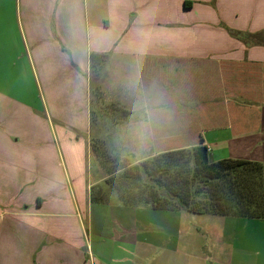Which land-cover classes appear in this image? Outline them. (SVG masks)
<instances>
[{"label":"crops","instance_id":"0c3cea01","mask_svg":"<svg viewBox=\"0 0 264 264\" xmlns=\"http://www.w3.org/2000/svg\"><path fill=\"white\" fill-rule=\"evenodd\" d=\"M92 55L130 61L132 74L148 81L144 98L164 99L166 76V106L188 105L185 86L189 94L197 80L211 83L191 65L217 66L222 80L212 82L224 88L236 73L229 68L263 78L264 0H0V264H264L241 259L238 249L264 253V217H246V226L185 210L104 204L109 190L93 179L99 168L87 142ZM255 107L217 118L228 125L215 127L214 136L197 134L209 162L261 169L264 194V105ZM178 144L160 153L189 149Z\"/></svg>","mask_w":264,"mask_h":264},{"label":"rangeland","instance_id":"374dc122","mask_svg":"<svg viewBox=\"0 0 264 264\" xmlns=\"http://www.w3.org/2000/svg\"><path fill=\"white\" fill-rule=\"evenodd\" d=\"M130 63L126 59H117L116 57L105 60L97 59L94 64L91 62L89 70L90 135L87 141L89 142V158L93 166L96 169L99 168V174L97 175L94 172L93 175L94 180L100 181L98 184L99 189L103 185V189L108 188L109 190V197L106 196L104 199L106 202L110 201L109 203H104L108 207L111 204L125 205L130 199L137 202L140 199L138 189H134L127 196L125 195L127 188L132 185V179H134L132 172H129L134 166L141 165L143 161L155 158L158 155L165 156L166 153L160 152L166 150L167 146L170 145L175 148L180 147L178 143L181 142L187 143L190 154H188L189 157L182 154L174 155L175 163H181L183 156L188 157L192 163L202 162L200 155L196 154L197 143L199 141V143H202L201 139L198 140L197 131L202 132L205 129L208 130L210 136H214L215 127L228 125L226 119H222L221 122H215L217 118L222 116L227 118L230 110L240 115L245 114L247 110L248 113L255 110V106L264 105V76L262 78L261 75H252L254 74V69L249 72V68L245 69V71L241 69L239 71H242L245 75L237 74L239 75L237 76L236 73L239 71L229 68V71L236 73L234 74L235 76L225 81L229 86L224 88L221 84L212 82L213 78L218 82L222 80L220 69L217 66L191 65V71L204 70L203 72L209 75L207 78L211 80V83L208 84L207 79L206 81L199 79L190 88L189 94L185 86L187 101L184 102L188 103V105H182L178 102L180 100H178L175 101L174 106H166L167 102L165 100L170 101L172 99L171 97L167 100V97L171 95L166 88V83H168L169 79L164 76V81L159 83V88L162 89L158 95H161L165 100L157 99L156 95H152L149 97V101V98H144L143 96V90L147 88L148 81L132 74L133 66ZM171 77L172 75H170V82ZM218 88H221L224 94H220ZM225 100H228V103H225ZM148 103H152V105H148ZM232 104L235 107H232ZM236 104L238 105L236 106ZM151 106L158 107L152 108ZM257 107H255L256 110ZM151 116L152 118L158 116L162 122H151ZM204 116L210 118L211 122L205 124L197 123ZM191 122H196V124ZM186 131L195 138L185 136ZM167 135H176L177 139L171 141L166 138ZM179 135L180 137H178ZM193 151L195 154L191 155ZM210 159L203 156L202 165L208 166ZM237 169L239 170V168ZM241 169L245 170V173L250 172V175L255 173L254 175L257 177L258 171L253 167L245 169L241 167ZM128 172L129 176L124 177ZM131 175L133 177L130 179ZM103 177L108 178L103 181ZM222 177L224 179L223 182L228 184L233 183L232 180L235 179L232 178L231 169L228 170L226 176ZM144 182H142L143 185ZM147 183L150 185H148L149 187L153 188V185L149 182ZM240 183L243 184V182ZM148 186H144L143 189L147 190ZM254 189L258 190V183L255 184L254 188L251 187V196L255 195ZM244 191H242V194H234V197L231 192L224 191L226 196L219 199L221 206L225 209L235 207V210L239 206H243L246 202ZM217 198H221V196L219 195ZM211 200H213L212 196ZM207 201L209 199L206 198ZM216 203V201L212 202L214 212L205 213L206 215H216V217L224 221L225 218H235L240 221V224L248 222L246 217L235 212H218L216 209L220 208H215ZM223 227L224 233L228 235L230 230L228 224L223 225ZM222 230L223 228H221ZM254 248L255 246L246 248L245 244L244 246H239L240 258H251L252 261L264 258V253L260 249L258 250L259 256H256ZM202 254V258L204 254L207 256V252H202ZM229 254L230 252L225 255L226 258L229 257Z\"/></svg>","mask_w":264,"mask_h":264},{"label":"trees","instance_id":"16d2710c","mask_svg":"<svg viewBox=\"0 0 264 264\" xmlns=\"http://www.w3.org/2000/svg\"><path fill=\"white\" fill-rule=\"evenodd\" d=\"M232 34L237 38L245 40L247 44L253 43L247 35L235 31ZM97 59H100V57L96 58L95 55H92V64ZM177 154L188 156L190 152L188 150H179L166 153L165 156L158 155L155 158L143 161L141 165L134 166L132 170L130 169L129 172H132L134 179H132V185L127 188L128 190L125 195L127 196L134 189H138L140 199L138 202L130 199L126 204L133 207L143 205L158 211L185 210L194 214H205L214 212L212 202L216 201L215 208H220L216 209L218 212H235L238 215L250 218L264 217L261 169L257 170V177H252L250 172L245 173V170L241 169V167L244 169L248 168L246 165L251 163L247 162L229 161L217 164L210 162L205 167L202 165L203 156L208 157V149L203 145V142L199 144L196 150V154L200 155L202 162L192 163L189 161V156H183L181 163H175L174 155ZM192 154H195L194 151L193 153L191 152ZM229 169H231L232 178H235L231 184L224 183L222 177L226 176ZM129 172L124 177L129 176ZM132 177L131 175L130 179ZM142 182H144V185ZM147 182L153 185V188L149 187L150 185ZM240 182H243V184ZM257 183L258 190L254 189L255 195L251 196L250 189L251 187L254 188ZM137 184L139 186H135ZM144 186H148L147 190L143 189ZM226 190L227 192H231L233 197L234 194H242V191L245 190L244 197L246 202L243 206H239L236 210L235 207L223 208L219 199L226 196L224 192ZM219 195L221 198H217ZM211 196L213 200H211ZM206 198L209 201L206 202Z\"/></svg>","mask_w":264,"mask_h":264}]
</instances>
